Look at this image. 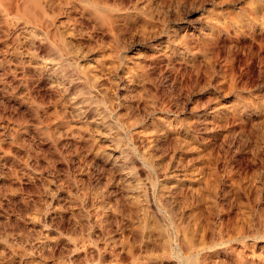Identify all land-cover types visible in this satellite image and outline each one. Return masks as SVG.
I'll return each mask as SVG.
<instances>
[{
	"label": "rangeland",
	"instance_id": "obj_1",
	"mask_svg": "<svg viewBox=\"0 0 264 264\" xmlns=\"http://www.w3.org/2000/svg\"><path fill=\"white\" fill-rule=\"evenodd\" d=\"M0 264H264V0H0Z\"/></svg>",
	"mask_w": 264,
	"mask_h": 264
},
{
	"label": "bare ground",
	"instance_id": "obj_2",
	"mask_svg": "<svg viewBox=\"0 0 264 264\" xmlns=\"http://www.w3.org/2000/svg\"><path fill=\"white\" fill-rule=\"evenodd\" d=\"M108 10V9H107ZM109 11V10H108ZM43 14V13H42ZM104 16V17H102ZM101 19H102V23H103V26L104 27H109V29H111L112 31H114L115 33V30L118 29V22H119V18L118 17H115L113 14L111 13H103L101 15Z\"/></svg>",
	"mask_w": 264,
	"mask_h": 264
}]
</instances>
